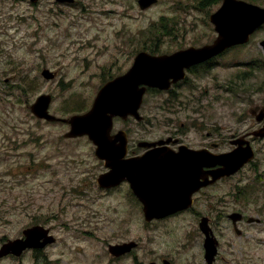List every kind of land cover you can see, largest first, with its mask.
<instances>
[{
    "label": "rangeland",
    "instance_id": "obj_1",
    "mask_svg": "<svg viewBox=\"0 0 264 264\" xmlns=\"http://www.w3.org/2000/svg\"><path fill=\"white\" fill-rule=\"evenodd\" d=\"M41 1L0 0V248L27 227L42 225L57 239L42 264H134L107 255L108 244L129 239L145 247L140 256L159 248L171 251L178 264L191 258L203 262L200 222L186 218L184 231L161 232L156 240L144 229L143 212L127 191L107 193L97 185L105 170L88 138L65 139L68 125L38 120L30 107L41 95H50L53 115H83L101 85L127 72L138 52L167 54L212 45L217 33L209 18L222 0H158L146 10L139 0ZM244 1L264 7V0ZM162 25L170 36L161 32ZM263 41L264 26L249 44L222 54L214 65L190 71L176 92L181 106L173 108L172 118H190L196 126L203 122L204 133L216 135L222 144L235 132L257 127L250 109L261 99L256 91L264 84ZM44 70L55 78L47 80ZM150 95L142 108L148 119L155 116L153 103L158 101ZM165 131V126H155L142 131V138L155 140ZM256 146L254 164L219 187L220 200L213 192L202 197H215L212 206L222 215L214 223L223 248L248 255L246 264H264V139ZM241 209L262 222L238 224L242 237L226 217ZM34 253L0 264H41Z\"/></svg>",
    "mask_w": 264,
    "mask_h": 264
},
{
    "label": "water",
    "instance_id": "obj_2",
    "mask_svg": "<svg viewBox=\"0 0 264 264\" xmlns=\"http://www.w3.org/2000/svg\"><path fill=\"white\" fill-rule=\"evenodd\" d=\"M31 1L36 2V0ZM58 1L62 3L74 2V0ZM157 3L158 0H139L142 10ZM210 22L215 26V31L218 34L212 45L203 48L193 47L171 56H153L147 52H141L137 55L132 68L125 75L109 81L100 89L91 109L83 115H75L69 119L52 115L49 110L52 102L50 95H41L37 102L30 107L33 115L40 120L69 124L71 129L65 135L67 139L89 136L97 147V157L105 161L106 167L111 169L110 174L99 177L97 180L99 186L107 188L117 184L118 177H128L135 194L144 204L147 221L155 217L170 216L187 209L190 195L202 186L194 183V179L191 178L192 180L190 179L186 187L182 189V184L175 182L170 177L178 171H170V167L181 166L183 172L189 175L193 172L192 168L199 163L205 166L218 165L221 168L215 175L217 179H221L233 176L254 158L252 148L239 143L240 146L233 152L221 156H212L203 151L186 152V150L182 155L184 161L179 163H168L169 157L160 153L162 149L151 151L142 158L123 161L126 151L125 140L121 141L120 136L117 135L113 141L110 136L115 117L126 119L133 116L142 120L138 111L148 88L168 90L172 84L185 78V70L202 64L229 48L247 44L251 36L264 25V8L242 0H223L222 7L210 17ZM261 46L264 48V41ZM43 76L48 80L54 78V74L48 70L43 71ZM262 119L263 116H260L258 121H262ZM116 141H120L122 144H118ZM156 145L145 144L144 146ZM230 217L237 229L236 225L241 220L240 214ZM255 222L260 223L261 221L254 218L249 220L250 224ZM200 229L205 235V261L207 264H214L218 255L219 241L209 228L207 218L202 219ZM48 234L49 231L41 226L26 229L24 231L25 239L5 244L0 250V258L9 253L20 256L27 249L45 248L55 242V239L49 237ZM123 249L124 246H111L110 252L119 256V251Z\"/></svg>",
    "mask_w": 264,
    "mask_h": 264
},
{
    "label": "flooded vegetation",
    "instance_id": "obj_3",
    "mask_svg": "<svg viewBox=\"0 0 264 264\" xmlns=\"http://www.w3.org/2000/svg\"><path fill=\"white\" fill-rule=\"evenodd\" d=\"M15 1H19V2L22 1L23 3L29 2L30 4H33V5L39 4L38 2H40V4L42 3L41 0H36L35 3H33L31 0H15ZM55 1L57 3H62V2H59L58 0H55ZM75 2L70 3L69 5H73L75 4ZM191 47L199 48L201 46L194 45ZM188 48L179 49L175 52L167 53V55H171L180 50H185ZM228 51H232V50L230 49ZM140 52H138L136 55H138ZM155 55H165V53L155 54ZM217 58H214L211 61L206 62L205 64L196 66L188 70L185 80L180 81L176 84H172L168 90H160L157 88L148 89L146 94L144 95L143 103L138 111L139 116L142 118V120H138L137 118L133 116H129L126 119H123L121 117L115 118L113 120V126H112L110 136L113 141L115 140V136L117 135L120 136L121 141L125 140L124 142H125L126 151H125L123 161H128V160H132L136 158H142L151 151H154L156 149H162L160 153L164 156H168L169 159L167 160L169 162L179 163V162L184 161V159L182 158V155L185 153L186 150H187L186 152L192 151L193 153V152L203 151V152H207L208 154L212 156H221L223 154L225 155V154L233 152L235 149H237L240 146L239 143H242L245 147L250 146L252 148L254 152L253 160L249 164H247L244 168L239 170L235 175L231 177H227V178H221V179H217L215 175L216 172L221 168L220 166L218 165L217 166H207V165L205 166L204 164L199 163V165L194 166L192 169H194L193 171L196 172L195 179H197L196 181H198V185H202V186L190 195V198L187 202L189 207L171 216L155 217L151 219L150 221H147V218L145 217V207L143 205V202L135 194L128 177H118L119 182L117 184H114L113 186H110V187H107L101 190H104L107 193L119 192L121 190L127 191L128 194L131 195L133 199L135 200L137 211L139 212V210H141L143 212L144 222H145L144 229L148 230L151 234H153L156 240L159 239L161 232H164L165 234H172L174 231L180 230L179 228H181L182 231H184L183 223L186 218L190 217V218H193L194 221H198V222H201L203 218H207L209 228L211 229L215 237L219 240L218 255L216 257V261L214 262V264H246L245 260L249 259L248 255H246L245 253H241V252H240V255H238L235 247L223 248V245H222L223 241L218 236L219 231H217L215 223H214L215 218L221 217L222 215L220 209L216 208L215 206H212L215 204L214 202L215 197L213 198L210 197L209 201L202 200V197L207 192H213L214 195L220 200L219 192H218L219 187L225 182L238 177V175L241 174L247 166L254 164L256 155H257L256 144H258L260 140L264 139V84L259 91H256V96L261 97V99L258 100V103L250 109V113L252 116V118L250 117V120L251 119L254 120L257 123L256 124L257 127H251L245 133H242V134H240L239 132H235L231 134L230 140L227 142L228 148H229L228 151L224 150L225 147L227 146L226 145L227 143L222 144L221 139L212 133H208V134L204 133L203 122H202V125L196 126L195 122H192V119L190 118H187L186 121H178L176 118H172V115L175 113L173 108L176 106H181V103L176 104L175 99L179 97L178 95H176V92L177 90L183 89L182 84L187 83V78H188L190 71L194 72L200 67H204L207 63H210V62L212 65H214L217 63V60L214 61ZM262 68L264 69V65H262ZM211 77H214V76L211 74ZM54 78H55V75H54ZM53 79H49V80H53ZM149 94H151L150 96H153L158 101L153 103L154 110L156 111L155 116L148 119L147 117H144L142 115V108L144 107V104H145V97H147ZM248 99L251 100V97L249 95H248ZM164 114L171 115V117L161 118L160 116ZM260 116H263L262 121H258V118ZM132 123H134V127L131 126ZM161 125L165 126L166 131L158 139L153 140L152 138H142V131L147 132L153 129L155 126L161 127ZM214 137L218 138L219 140L214 139ZM86 138H88V140L93 144V142L90 140L89 137H86ZM71 140H75V139H71ZM117 143L122 144L120 141H118ZM145 144H157V145L151 146V147H145L144 146ZM95 156L97 157L96 147H95ZM160 160L162 161V159ZM100 162L102 163L105 171L101 173L99 177L101 175L103 176V175L110 174L111 169L109 167H106L105 161L100 160ZM246 182L248 183L249 180ZM242 184L245 186L246 191H247L248 184L243 183V182ZM207 209H210V214L206 213ZM233 214H240L241 220L238 223L240 226H242L245 223L250 224L249 220L251 218L245 210L241 209V211H234V213L230 215H226V217L229 218V220L231 221L232 219L230 216ZM192 216H195V217H192ZM174 220H177V222H175ZM259 224H262V222ZM35 226H41L45 230H48L49 231L48 236L53 237L55 239V242L53 244L47 245L45 248H42V249H36V250L27 249L20 256H16L13 253H9L7 256L0 258V260L2 261L6 259H14V258L24 259L26 255L29 253V251H34L35 259H38L39 262L42 264L44 260L47 258L46 253L48 249L50 248V246L57 243V239L52 234L53 231L50 228H46L42 225H33L31 227H27L26 229H29ZM24 230L20 238H16L14 240H8L2 243L1 248L5 244L11 241L25 239ZM234 230L236 234L240 237H242V235L244 234L243 231L236 229L235 226H234ZM198 233H200L201 241L203 242L201 247L203 251L202 255L204 256V261L198 262L195 259L191 258L190 260L186 261V264H206L205 263V250H204L205 237L201 233L200 229ZM198 233L195 236V239L197 238ZM108 245H109V253H107V255L109 258H110L109 255H111L112 259L111 258L110 259L113 261L115 260L119 261V260H124V259L129 258L133 260L134 264H178L176 262L175 257L172 255L171 251H169L168 249H165V250L160 249V251H158L159 248H154V249H151L150 251H147V253H149L150 256H140L139 252L141 250H144L145 247L141 245V242L139 240L134 241L132 239H129V240L123 241L122 243H114V244H108ZM111 246H124V249L119 251V254H118L119 256H116V255L111 254L110 252ZM125 248H127L126 249L127 251L125 250Z\"/></svg>",
    "mask_w": 264,
    "mask_h": 264
},
{
    "label": "trees",
    "instance_id": "obj_4",
    "mask_svg": "<svg viewBox=\"0 0 264 264\" xmlns=\"http://www.w3.org/2000/svg\"><path fill=\"white\" fill-rule=\"evenodd\" d=\"M221 0H219V2H220ZM170 26V28H171V30H173V27L171 26V25H169ZM160 30H161V32L162 33H164V35H166V36H170L169 35V31H168V29H167V26H163L162 25V28H159ZM152 31V30H151ZM150 53H153V54H155V51L153 50L152 52H150Z\"/></svg>",
    "mask_w": 264,
    "mask_h": 264
},
{
    "label": "bare ground",
    "instance_id": "obj_5",
    "mask_svg": "<svg viewBox=\"0 0 264 264\" xmlns=\"http://www.w3.org/2000/svg\"><path fill=\"white\" fill-rule=\"evenodd\" d=\"M246 20V19H245Z\"/></svg>",
    "mask_w": 264,
    "mask_h": 264
}]
</instances>
